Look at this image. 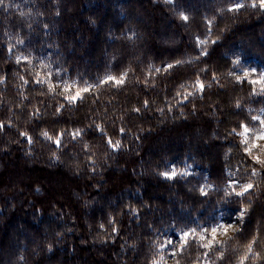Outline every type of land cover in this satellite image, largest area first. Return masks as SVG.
I'll return each instance as SVG.
<instances>
[{"label": "trees", "instance_id": "obj_1", "mask_svg": "<svg viewBox=\"0 0 264 264\" xmlns=\"http://www.w3.org/2000/svg\"><path fill=\"white\" fill-rule=\"evenodd\" d=\"M232 2L3 0L0 264H157L189 229L169 264H264V164L236 134L258 127L264 91L233 65L264 73V9ZM41 60L52 91L34 83ZM56 82L94 87L69 103ZM248 183L242 196L229 187ZM222 212L237 228L202 247L200 228Z\"/></svg>", "mask_w": 264, "mask_h": 264}, {"label": "snow or ice", "instance_id": "obj_2", "mask_svg": "<svg viewBox=\"0 0 264 264\" xmlns=\"http://www.w3.org/2000/svg\"><path fill=\"white\" fill-rule=\"evenodd\" d=\"M3 4V0H0V5ZM251 7H260L261 9H264V0H252V4L250 5ZM245 7V5L243 3L240 2V0H233L232 2V6L228 9V11H238L240 8ZM181 18L184 20H187L188 17L183 15L181 13ZM209 25L212 23L211 21H208ZM200 43H204V42H200ZM213 43H215V41H213ZM202 55H206V51L202 50ZM21 61H25L29 64H31V60L29 59L28 56H17V63H20ZM40 66L44 69H47V71L45 72L44 76L41 77L40 73H36V79L34 80V83L37 84H47L49 87V91H52V84L50 83V78L52 76V70L50 69V67L48 65H46L42 60L39 62ZM233 65L234 68H238L242 71L243 75H235V79L237 80V82H242L245 78L250 77V75L252 73H255V69L251 70V73L248 70H245L242 66V60L240 56H237L236 59L233 61ZM169 68L173 67V65H168ZM157 71H159V69H157ZM232 74V73H230ZM57 76H60V73L57 72L56 73ZM126 75V73L122 74L120 78H116L113 76H107L105 78V80L101 81L100 83H107L109 81L114 82L116 85H120L124 82V76ZM21 79L23 80V77H21ZM213 79H215V76H213ZM28 81H24V83L26 84ZM261 83L262 85V91H264V73H261L259 75V79L258 80H253V79H249V83L252 84H256V83ZM92 87H94V85H86L83 89H78L75 93V95L70 94V88L71 85L68 84L67 82H64V91L66 93H69L68 95L65 96V99L69 102L72 103L74 102L76 99L78 98H82L81 97V92H87L89 91ZM183 87V86H182ZM194 87H196L199 91H203L204 89V84L202 81L199 80V78H197ZM178 95H180V93H178ZM188 95H192V93H188ZM188 95L184 96V99L186 100L188 98ZM145 106H147V102H145ZM239 106V105H237ZM61 107H63V105H61ZM57 111H59V109H57ZM136 111H139V109H136ZM253 120L259 121V124L261 126H264V119H261V117L259 116H254L252 117ZM3 125L0 124V128H2ZM99 127V126H97ZM241 131L236 133L237 135L243 137L242 143L244 145V152L248 155V156H253L254 151L256 152H264V144H260L257 143V141H264V127H261V129L257 132L255 129H250L248 127L247 124H241L240 125ZM121 132H123V129H121ZM233 132H236L235 129H233ZM21 135L26 136L27 140L29 143H31V137H27L26 133H21ZM43 136H45V138L47 139H52L51 136L48 135L47 132H43L42 133ZM73 138L75 139L77 136L80 135V131L76 130L73 134ZM63 136V133H59L55 139V143L57 144V146L60 145V140ZM107 143L112 146L114 149L119 147V141H117L115 144H113L112 140L109 138ZM253 158L256 160L257 163H261L264 164V161L260 160L258 156H253ZM176 171L175 169H173L171 171V173L169 172H164L161 175H163L165 178H172L176 175ZM187 173H182L181 175H186ZM253 175L256 174L255 169H253ZM229 187H232V191L235 193V195L237 196H242L245 192H247L249 189H251L253 187V185L251 183H248L247 185H241V191L236 192L235 188L230 184ZM201 193L202 194H206L204 193V189H201ZM226 195H229V193L226 191L225 193ZM224 213H221V219L219 220L218 223H214L208 226H202L200 228V233H199V239L201 241H206L205 243L202 244V247L204 248H211L213 241L215 240L216 234L218 232H223L226 233L228 231V229L230 227H232V223H228L225 221L224 217ZM244 215V210H241L240 212V217L242 218ZM196 235V230L195 229H189L187 231H182L178 234L177 240L174 242L173 239L168 238L166 241L167 245H173V251H172V255L175 256L177 251H182L183 248L187 245L188 243V238L190 236H195ZM211 237V239H208V237ZM255 242V238L254 241ZM252 245L249 244L248 245V249L249 251H251ZM207 255V253L205 254ZM248 259L247 256L242 257L240 260V264H244V261Z\"/></svg>", "mask_w": 264, "mask_h": 264}, {"label": "rangeland", "instance_id": "obj_3", "mask_svg": "<svg viewBox=\"0 0 264 264\" xmlns=\"http://www.w3.org/2000/svg\"><path fill=\"white\" fill-rule=\"evenodd\" d=\"M245 70H248L250 73H251V70L252 69H255V73H252L251 75L252 76V79L253 80H258L259 79V75L261 73H258L257 70H256V67L254 65H246L244 67ZM239 73L240 75H243L242 71L239 70ZM259 83V82H258ZM261 85V83H259ZM55 87H57V89H59L61 92H64V83H59V82H56L55 84ZM71 88H72V85H71ZM261 117V119H264V116H259ZM259 122V121H258ZM261 127H264V126H261L260 124L258 125V127L254 128L257 132L261 129ZM257 143H260V144H264V141H257ZM256 156L260 158H264V152H256ZM239 215H236L234 219L230 220V221H226L228 223H232V227H230L228 229V231L226 233H223V232H218L216 234V237H215V240L213 241V243L218 240V239H222L224 237H226L227 235L231 234L232 232L235 231V229L237 228L238 224H239ZM219 222V221H218ZM217 222V223H218ZM208 239H211V237L209 236ZM174 242L176 241V239L173 240ZM206 242V241H205ZM172 251H173V247L171 248L170 245L166 246V252L162 258V260L157 263V264H169V262L172 260Z\"/></svg>", "mask_w": 264, "mask_h": 264}]
</instances>
